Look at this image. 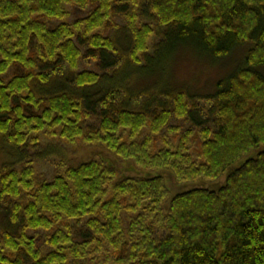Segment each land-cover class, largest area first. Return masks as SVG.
I'll use <instances>...</instances> for the list:
<instances>
[{
  "label": "trees",
  "instance_id": "16d2710c",
  "mask_svg": "<svg viewBox=\"0 0 264 264\" xmlns=\"http://www.w3.org/2000/svg\"><path fill=\"white\" fill-rule=\"evenodd\" d=\"M88 5V14L71 20L73 8ZM117 17L130 29L128 57L136 66L142 54L147 64L165 62L180 46L214 63L239 44L252 46L244 66L217 84L206 120L194 115L201 111L180 91L171 107L152 113L106 105L87 128L86 114L93 113L79 96L57 91L41 97L46 94L33 83L62 76L59 63L77 70L74 83L82 90L107 79L120 63L119 48L105 35ZM146 17L162 28L152 57L156 30ZM86 53L98 70L78 71ZM38 60L46 71H37ZM258 66H264V0H0L2 142L22 150L39 134L70 143L81 138L145 169H169L179 183L227 173L218 190L171 196L163 176L120 178L98 159L63 163L41 183L32 161L4 166L0 201L10 204L0 205V264H264V150L232 168L264 146V72ZM174 119L195 124L182 128ZM43 231L51 248L46 252L36 238Z\"/></svg>",
  "mask_w": 264,
  "mask_h": 264
},
{
  "label": "rangeland",
  "instance_id": "374dc122",
  "mask_svg": "<svg viewBox=\"0 0 264 264\" xmlns=\"http://www.w3.org/2000/svg\"><path fill=\"white\" fill-rule=\"evenodd\" d=\"M91 8L92 5L73 8L71 20L78 16H85ZM146 21H150L156 30L149 42L148 55L152 57L155 46L161 40L162 28L158 27L156 21L152 18L149 20L146 17ZM129 33L130 29H128L126 20L122 17L114 18L111 25L105 30V35L111 36L119 48V51L114 54L120 62L115 69L108 70L109 74L106 75L109 77L107 79L104 78L96 85L82 90L74 83L77 70L69 69L66 63H59L58 68L61 70L62 76L56 78L54 74H50L49 82L42 84V82L35 81L33 83L34 88L46 94L41 95V97H47L50 93L57 91H65L79 96L83 102L84 109L92 110L93 113L92 116L86 114L87 121L84 126L87 128L91 124L94 125L99 122L100 116L98 114L106 105L110 109L109 111L126 108L135 110L146 109L152 113L162 107H171L174 96L180 91L185 92L188 100L201 111L200 113L196 111L194 115H200L202 120H206L210 117V106L218 92L217 84L226 82L231 74L244 66L246 53L252 46L250 42L239 44L228 56L215 63L211 59L201 56L193 48L180 46L171 58L165 62H160L155 58L147 64V58L142 54L143 63L139 67L132 64L128 57L131 42ZM43 61L38 60V72L46 71L43 68L46 65ZM47 64L49 66L53 65L49 62ZM78 68V71L86 69L98 70L95 59H92L88 53L84 54ZM254 69L258 72H264V66H258ZM47 71H52V69L47 68ZM32 110L35 109L33 108ZM192 121L194 122L193 119ZM174 123H180L182 128L195 124L183 121L178 122L177 119H174ZM198 129L194 128L196 132ZM36 137L38 138L37 143L28 144L20 150L9 143L2 142L3 139L0 136V169L4 166L21 168L26 164V160L32 161L37 170V183H41L44 180L51 179L56 169L62 170L63 163L78 164L82 161L98 159L107 166L114 168L120 178L163 176L170 189L171 196L194 188L218 190L226 184L227 180V173H225L216 180L200 179L179 183L175 180L171 170L166 168L145 169L136 164L133 159L118 157L101 144L89 145L81 138L70 143L65 140H58V138H50L46 134H39ZM159 145L162 146V142ZM199 145V138L191 143V151L195 156H197L200 149ZM260 150H264V146L240 158L233 164L232 168H237L248 159L254 158ZM20 200L25 201L24 198ZM9 204L6 200L0 201L1 207H8ZM4 221L5 217L0 214V223ZM35 233L33 232L36 236ZM46 236L47 232L45 231L40 232L36 236L38 246L45 252L51 250L45 244ZM105 257L103 256V258ZM84 264H89V261L84 262Z\"/></svg>",
  "mask_w": 264,
  "mask_h": 264
}]
</instances>
